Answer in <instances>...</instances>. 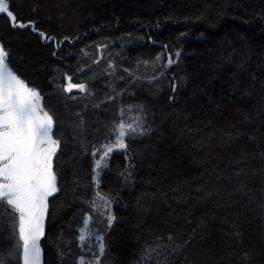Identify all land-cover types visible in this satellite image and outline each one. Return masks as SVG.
I'll return each instance as SVG.
<instances>
[{
	"label": "trees",
	"instance_id": "obj_1",
	"mask_svg": "<svg viewBox=\"0 0 264 264\" xmlns=\"http://www.w3.org/2000/svg\"><path fill=\"white\" fill-rule=\"evenodd\" d=\"M9 7L55 38L0 14L7 62L40 93L60 142L42 263L81 264L88 215L101 227L99 193L115 217L101 227L99 264H264V0ZM67 77L86 90L64 91ZM136 105L148 132L113 153L97 183L96 149ZM15 218L0 203V264H23Z\"/></svg>",
	"mask_w": 264,
	"mask_h": 264
},
{
	"label": "snow or ice",
	"instance_id": "obj_2",
	"mask_svg": "<svg viewBox=\"0 0 264 264\" xmlns=\"http://www.w3.org/2000/svg\"><path fill=\"white\" fill-rule=\"evenodd\" d=\"M0 14H6L12 27L39 32L35 22L17 20L10 10L9 0H0ZM39 35L55 39L43 32ZM7 58L8 52L0 45V203L16 214L15 229L21 242L23 264H41L39 242L44 235L48 198L58 191L53 158L60 142L53 138L54 120L43 110L40 93L10 67ZM172 63L174 61L169 58L168 65ZM67 80L64 91L86 90L85 84L72 83L71 77ZM129 131L136 129L123 122L118 125L115 142L102 146L103 152L95 162L96 169L106 166L104 161L114 149L126 148L124 138ZM114 219L110 216L109 224ZM89 236L90 230H81L82 242H87ZM99 239V250L103 253L104 243Z\"/></svg>",
	"mask_w": 264,
	"mask_h": 264
},
{
	"label": "rangeland",
	"instance_id": "obj_3",
	"mask_svg": "<svg viewBox=\"0 0 264 264\" xmlns=\"http://www.w3.org/2000/svg\"><path fill=\"white\" fill-rule=\"evenodd\" d=\"M165 70L166 69L164 67L160 66V68L158 69V73L163 74ZM41 103H42V100H41ZM43 110L45 111L44 108ZM122 113H123V119L121 122H123L125 125L131 124L133 128L136 129L135 132H132V131L128 132V135L124 138L125 143H127V140L130 137H143L147 134L148 128L146 127V124H145V117H144L143 109L140 106L136 105V106L125 107L122 109ZM116 129L114 130V133L112 134L113 135L112 138L108 140L106 143H104L103 145H108V144L115 142ZM102 146L96 149V153L98 154L96 160L99 159L100 155L103 152ZM125 149L126 148L114 149L113 152L109 155V157L106 158V160L104 161V164L105 165L108 164L109 158L111 157L113 153L117 151H124ZM105 167L106 166H102L100 169H96V163H95L94 179L97 183H99V180L103 174V171L105 170ZM101 197L103 196L99 195L96 199V204L94 206L95 210L97 211V215L100 218L101 227L111 226L114 220H112L111 224H109V217L110 216L114 217L113 216V202L106 197H103V199ZM101 227L95 226L92 216L88 215V217L85 220L84 226L82 228V229L90 230V236L87 242L81 241L82 249L84 251V257L82 258L83 264H99V260L101 256L103 255V253H101L99 250V244H100L99 238H102L103 243H104L103 233L101 232Z\"/></svg>",
	"mask_w": 264,
	"mask_h": 264
},
{
	"label": "water",
	"instance_id": "obj_4",
	"mask_svg": "<svg viewBox=\"0 0 264 264\" xmlns=\"http://www.w3.org/2000/svg\"><path fill=\"white\" fill-rule=\"evenodd\" d=\"M73 91H74V92H79L80 90H78V89H74ZM52 135H53V134H52ZM53 138H54V136H53ZM54 139H55V138H54ZM41 238H42V237H41ZM40 241H41V239H40ZM39 243H40V242H39ZM41 255H42V253H41ZM41 264H43V263H42V258H41Z\"/></svg>",
	"mask_w": 264,
	"mask_h": 264
}]
</instances>
